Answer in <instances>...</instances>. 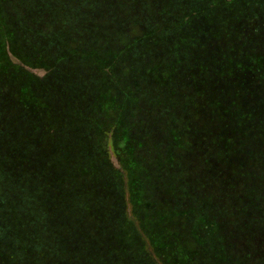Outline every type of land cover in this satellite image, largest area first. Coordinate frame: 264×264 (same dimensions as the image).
Returning a JSON list of instances; mask_svg holds the SVG:
<instances>
[{
    "label": "trees",
    "instance_id": "obj_1",
    "mask_svg": "<svg viewBox=\"0 0 264 264\" xmlns=\"http://www.w3.org/2000/svg\"><path fill=\"white\" fill-rule=\"evenodd\" d=\"M145 232L264 264V0H0V264H153Z\"/></svg>",
    "mask_w": 264,
    "mask_h": 264
},
{
    "label": "rangeland",
    "instance_id": "obj_2",
    "mask_svg": "<svg viewBox=\"0 0 264 264\" xmlns=\"http://www.w3.org/2000/svg\"><path fill=\"white\" fill-rule=\"evenodd\" d=\"M2 48H3V44H2ZM30 70L33 73H36L40 77L45 75V72L43 70H41V69H30ZM100 98H101V100L103 102L104 99H103L102 95L100 96ZM102 110L104 111L103 108H102ZM101 115H103V118L105 120V124L103 125L104 127L101 126L100 129H98V132H97L98 133V138H99V146L101 148L104 147V146H108V150H109L110 155H111V161L113 162L115 168L120 169L121 168V163H120V161L118 159V156H119L117 154L118 150L116 148V144H115L114 138H112V136L115 135V122L107 123V120L110 121V118L108 117L109 113H107V111L102 112ZM92 122L95 123V120H92ZM128 176L129 175H127V179H125V181H128V185H129L127 187V189H126V191H127L126 201L128 202L127 209L129 211V214H130L131 209H132V207L130 205V199L133 198L132 190H133L134 182H132V178L128 177ZM126 184H127V182H126ZM129 196H130V198H129ZM142 239L145 240V241L143 240L144 241L143 243H145L149 247V250H150V253H151V255L148 257V261L153 263V264L166 263L165 262V256L162 255L161 252L155 250L152 247V245L150 244V242H151V234L148 233V232H145ZM144 250H145V248L143 249V251Z\"/></svg>",
    "mask_w": 264,
    "mask_h": 264
}]
</instances>
